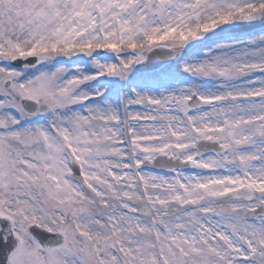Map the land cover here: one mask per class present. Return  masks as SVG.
<instances>
[{
    "label": "snow or ice",
    "instance_id": "1",
    "mask_svg": "<svg viewBox=\"0 0 264 264\" xmlns=\"http://www.w3.org/2000/svg\"><path fill=\"white\" fill-rule=\"evenodd\" d=\"M0 264H264V0H0Z\"/></svg>",
    "mask_w": 264,
    "mask_h": 264
}]
</instances>
